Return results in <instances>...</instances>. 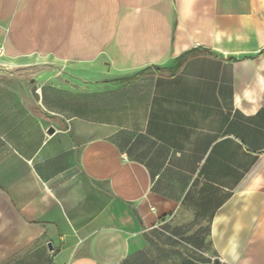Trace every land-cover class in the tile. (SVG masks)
Returning <instances> with one entry per match:
<instances>
[{
	"label": "crops",
	"instance_id": "crops-1",
	"mask_svg": "<svg viewBox=\"0 0 264 264\" xmlns=\"http://www.w3.org/2000/svg\"><path fill=\"white\" fill-rule=\"evenodd\" d=\"M0 62L54 67L0 79V264H264V0H0Z\"/></svg>",
	"mask_w": 264,
	"mask_h": 264
},
{
	"label": "water",
	"instance_id": "water-1",
	"mask_svg": "<svg viewBox=\"0 0 264 264\" xmlns=\"http://www.w3.org/2000/svg\"><path fill=\"white\" fill-rule=\"evenodd\" d=\"M53 69L54 67L52 65L46 63L35 65H13L0 62V79L13 84H18L23 81L30 84L35 81V76L37 74ZM56 79L61 82H68V80L61 77V75H57ZM48 247L51 248V244H48Z\"/></svg>",
	"mask_w": 264,
	"mask_h": 264
},
{
	"label": "trees",
	"instance_id": "trees-1",
	"mask_svg": "<svg viewBox=\"0 0 264 264\" xmlns=\"http://www.w3.org/2000/svg\"><path fill=\"white\" fill-rule=\"evenodd\" d=\"M195 52H196V51H187V52L183 53L182 55H180V56L178 57V59H177V63L175 64L174 69L178 68L186 58L190 57V56L193 55Z\"/></svg>",
	"mask_w": 264,
	"mask_h": 264
}]
</instances>
